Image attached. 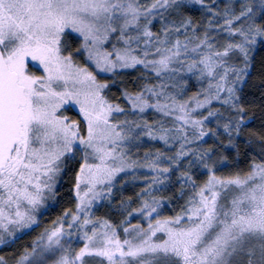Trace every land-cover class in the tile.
Listing matches in <instances>:
<instances>
[{
	"label": "snow or ice",
	"instance_id": "6c2138e0",
	"mask_svg": "<svg viewBox=\"0 0 264 264\" xmlns=\"http://www.w3.org/2000/svg\"><path fill=\"white\" fill-rule=\"evenodd\" d=\"M199 3L207 19L193 22L182 0H0V244L41 224L66 171L74 201L0 253V264H264V120L246 138L260 147L243 167L232 166L239 149L229 161L199 146L210 133L235 148L249 122L240 88L252 47L264 41V0ZM138 66L146 71L134 79L144 82L120 93L127 106L110 99L97 71ZM186 74L197 82L188 96ZM148 109L159 118L146 119ZM144 136L175 151L141 154ZM118 173L121 184L143 182L138 205L122 199L116 221L93 215ZM170 181L183 199L161 214L171 196L154 193Z\"/></svg>",
	"mask_w": 264,
	"mask_h": 264
},
{
	"label": "trees",
	"instance_id": "16d2710c",
	"mask_svg": "<svg viewBox=\"0 0 264 264\" xmlns=\"http://www.w3.org/2000/svg\"><path fill=\"white\" fill-rule=\"evenodd\" d=\"M140 3H148V1L139 0ZM227 2H221L217 4L215 7H222L223 4ZM234 2V1H233ZM241 1L234 2L237 9H239V4ZM254 2V1H252ZM185 4V3H184ZM186 7L183 8V12L186 13L188 16H191L193 22H196L201 19L202 14H204L203 18L207 19V14L203 13L199 8L193 7L191 5L185 4ZM183 36V35H182ZM69 40L73 42V47L75 43L78 42L76 37L73 35L69 36ZM262 72H264V41L258 40L257 43L251 49V69L247 76L246 81L241 85L240 92H241V100L245 104L248 112L252 113L249 117V122L241 129L240 137L237 139L236 147L234 148L231 144H225L224 141L230 139L227 135H220L219 138H214L210 133H206L204 138H201V142L199 144L200 147H207L208 145H213L216 149L214 155L219 157L220 155H226L229 158V161L236 155V150L239 149L241 155L238 158L239 164L232 165L243 167L246 165L247 160L251 159L253 155H256L257 150L259 149L260 145L258 144H251L249 145L246 142V138L253 133H260L261 132V122L264 120V117L261 116L260 111V103L264 97L261 96V93L264 92V78H262ZM145 72L139 69H132L127 71H119L115 74L114 77L108 78L107 80L110 81V85L107 91V95L110 99L116 100V102L121 103L122 105H126L125 101L120 97V93L122 88H128L131 90H138V86L141 85L144 81L143 80H135L134 77L139 75H143ZM149 83L154 82L153 80H149ZM193 82H188V87L185 90L184 96L190 95L194 92ZM119 98V99H118ZM70 114L75 115L76 112L69 109ZM248 113H245L247 115ZM151 115V114H149ZM147 115L146 119L149 121L154 118L152 116ZM120 117H116L118 119ZM214 123V122H213ZM212 126V125H206ZM148 149H155L159 148L162 151H175L174 148H169L163 144L162 141L157 139L145 140L142 139V142L136 145V149L139 150L141 154H143L144 150ZM220 171H228L230 170L229 165H225ZM206 174V173H204ZM128 177L132 176V173H127ZM138 177H150L151 173L146 170H141L137 173ZM69 172L66 171L61 176L59 181V187L56 189L57 193L60 195L59 200H53V203L48 207V209L41 215V224L38 225L36 228H33L30 232L25 233V235L19 237V240L16 244L12 245L11 247H1L0 253H6L12 251L20 241L30 237L31 235L38 232L39 227L43 226V223L47 220L53 219L60 211H62L63 207L69 206L74 201L69 199L71 193L69 191L70 184L68 181ZM176 173H172V181H175ZM200 178V177H198ZM125 180V175L118 176V179L115 180L113 185V192L111 193L110 198L103 200L94 210V215L96 216H106L114 221L118 220L123 213L117 208V205L122 199H125L129 196H132V203L128 205V209L130 210L132 207L138 205L139 201L134 196V193L137 189L143 187V182L140 179L132 180L128 179L125 183L121 184L120 181ZM170 181V186L160 189L158 192L154 193L155 195L168 197L171 196V200H165L162 208L163 212L161 214H171L176 208L179 207L180 203L182 202V197L178 200L176 198L175 189L180 185L178 183H174ZM137 217H132V219H136Z\"/></svg>",
	"mask_w": 264,
	"mask_h": 264
},
{
	"label": "rangeland",
	"instance_id": "374dc122",
	"mask_svg": "<svg viewBox=\"0 0 264 264\" xmlns=\"http://www.w3.org/2000/svg\"><path fill=\"white\" fill-rule=\"evenodd\" d=\"M144 1H148V0H144ZM224 1H227V0H206V2H210V3H212V5L213 6H216L217 4H220L221 2H224ZM234 2H236V1H241V0H233ZM252 1H254L253 3H255L258 7H259V0H252ZM182 3H185V4H188V5H191V6H193V7H196V8H199L203 13H207V9L206 8H204V7H202L201 6V4L199 3V0H182ZM159 25H160V22H159V20H158V18H156V17H154L153 18V22H152V28H153V31H156L158 28H159ZM70 32H71V30H69ZM185 33H183V32H181V35H184ZM71 35H73V36H77V34H75V33H72ZM132 69H139V70H141V71H143V72H145L146 70L143 68V66H138V67H133V68H128V69H123V70H117V72H119V71H127V70H132ZM38 70V69H37ZM116 72V73H117ZM97 75L99 76V78H101V79H108V78H112V77H114L112 74H109V73H106V72H100V71H97ZM184 79H186L188 82L189 81H191V82H193V87H194V90H196V88H197V82H196V78H195V76H193L192 74H186L185 76H184ZM185 93V92H184ZM126 103V102H125ZM213 106H215V104L213 105ZM71 110H73L74 112H76V109L73 107V108H70ZM69 110V109H68ZM206 110V109H205ZM149 114H151V115H149ZM198 115L199 114H202V113H197ZM147 115H149V116H152V117H154V118H159L156 114H155V112H154V110H152V109H148V110H146L145 111V118L147 117ZM114 119H116V117H114ZM205 136H206V134H205ZM204 136V137H205ZM204 137H202V138H204ZM142 139H145V140H151L152 138H150V137H147V136H144V137H142ZM129 173V172H128ZM120 175H122V174H117V176H120ZM61 178V177H60ZM60 178H59V180H58V183H59V181H60ZM115 182V181H114ZM103 200H106V199H102V200H100V201H96L95 203H94V205H93V215H94V210L96 209V207L103 201ZM53 203V200H50V201H48V205H47V209H48V207L51 205ZM45 211H42L41 213H40V216L44 213ZM136 217V215L135 214H133L132 215V217ZM4 246V244H0V248L1 247H3Z\"/></svg>",
	"mask_w": 264,
	"mask_h": 264
}]
</instances>
